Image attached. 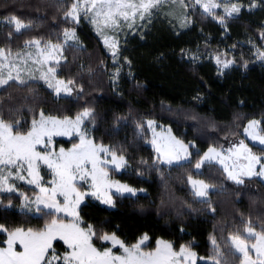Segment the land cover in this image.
Here are the masks:
<instances>
[{
	"label": "trees",
	"instance_id": "obj_1",
	"mask_svg": "<svg viewBox=\"0 0 264 264\" xmlns=\"http://www.w3.org/2000/svg\"><path fill=\"white\" fill-rule=\"evenodd\" d=\"M241 2L244 10L238 17L229 19L226 28L211 15H202L198 9L191 8L192 23L181 30L165 20L152 21L146 30L128 36L120 43L119 60L123 67L114 86L111 74L119 65L111 62L99 37L82 21L73 25L64 20L63 12L67 8L60 6L70 5L72 0H0V18L14 13L33 22L30 30L14 34L10 41L6 33L11 29L2 25L0 44L4 47L16 49L32 37L60 43L63 28L73 26L85 45L82 50L66 46L68 64L59 72L60 77H75L78 84H83L82 95L57 97L39 81L28 86L33 89L31 93L28 88L17 89L13 85L0 90V111L5 119L23 115L27 119L24 128H27L34 114L36 119L39 117L41 109L47 115L74 117L84 106L93 107L97 114L92 127L96 141L126 149L129 168L121 173L111 171V175L145 190L136 196H114V207L88 199L81 209L86 221L109 232L117 231L118 226L117 235L128 243H135L147 233L150 239L146 249L155 247L157 238L174 241L177 248L194 240V251L205 258L212 252L211 236L226 250L224 238L229 232L240 228L243 234L241 215L245 221L251 219L260 231L259 223L264 221L262 180L255 177L237 185L214 163L205 164L199 172L194 169L196 160L209 147L225 146L242 137L249 119L264 118V60L256 54V49L264 48L261 38L264 0H257L258 6L251 10L247 7L250 0ZM218 52L227 54L222 59L236 61L222 73L214 58ZM192 53L199 56L195 62L189 58ZM124 56L132 61L131 69L124 62ZM244 61H248L246 67ZM89 67L93 69L91 74L87 71ZM117 116L127 117V122L118 124ZM147 119L169 125L185 142H195L191 163L171 167L161 164L158 170L151 167L156 153L149 143L146 125L143 137L134 131L135 120ZM76 142L75 138L57 139L56 147L70 148ZM141 159L148 164H141ZM190 174L217 186V190L209 192L214 213L207 204L192 196L187 182ZM20 187L31 194L36 192L23 184ZM9 199L13 207L5 209L3 204ZM0 200L3 201L0 223L9 229L41 228L51 219V216L38 217L18 209L21 195L17 193L1 194ZM4 240L6 234L0 232V241ZM95 243L101 246L100 241ZM55 246L64 251L60 241ZM103 246L109 245L103 243ZM225 254L228 255L226 251ZM229 259L240 264L237 257L229 256ZM197 264H211V261Z\"/></svg>",
	"mask_w": 264,
	"mask_h": 264
},
{
	"label": "snow or ice",
	"instance_id": "obj_2",
	"mask_svg": "<svg viewBox=\"0 0 264 264\" xmlns=\"http://www.w3.org/2000/svg\"><path fill=\"white\" fill-rule=\"evenodd\" d=\"M164 2L165 0H72L70 5L60 7L67 8L63 12L66 22L78 25L83 16L95 25L105 46L112 53L114 64L119 65L111 74V81L115 86L123 67L119 60V40L106 32L119 31L122 20L128 22L129 28L133 27L137 18L141 21L150 20L154 11ZM257 6V0H250L247 7L251 10ZM177 7L180 9L179 14L176 12ZM196 7L203 9L202 15H211L226 28L228 20L238 17L245 5L241 0H225L223 3H218L217 0H193L192 4L186 0H170L167 15L179 20L180 27L184 28L192 23L186 10ZM217 9H222L223 15H217ZM0 21L11 29L6 33L9 41L14 34H22L33 27L31 20L25 21L14 13L0 18ZM62 37V43H53L50 39L45 42L43 38L37 37L25 40L24 48H35V54L19 50L13 57L10 46L0 47V90H7L15 85L17 89L28 88L31 93L33 89L28 86L42 80L57 97L62 93L71 97L74 91L78 97L82 95L83 84H78L75 77L61 78L59 72L63 65L68 64L66 46L82 50L85 45L77 35L75 26L63 28ZM261 38L264 39V32L261 33ZM181 51L185 53V50ZM222 55L227 54L218 52L214 57L221 73L236 62L234 59H222ZM257 55L264 60V48H258ZM189 58L195 62L199 56L192 53ZM123 59L131 69L132 61L127 56ZM243 63L246 67L248 61ZM100 64L103 65L104 61L101 60ZM80 67L83 69L84 65L81 64ZM87 71L91 74L93 69L89 67ZM128 74L131 76V71ZM96 116V111L91 106H84L74 118L67 115H45L41 109L39 119L34 114L30 126L24 128L27 119L23 115L5 119L4 113L0 111V193H20L23 198L21 211L38 217L51 216L41 228L17 226L9 229L0 223V232L7 236L6 240L0 241L3 245L0 246V264H197L198 260L204 259L211 261V264H234L229 256L239 258L240 264H264V221L259 223L260 231H257L254 222L251 219L245 221L242 215L243 234L240 228L229 232L224 238L226 250L221 248L215 236H211L212 252L207 258L199 257L194 251V240L181 243L177 249L174 241L157 238L155 247L146 250L145 241L150 239L147 233H143L135 243H128L117 235L118 226L117 231L109 232L86 221L81 215L86 197H96L101 203L114 207V196H123L124 193L135 196L137 192L145 191L110 178L109 169L115 171L129 167L126 149L122 145L117 147L102 141L98 143L95 137L89 135L90 130L84 125L90 123L95 126ZM192 118L195 119V116ZM115 120L118 124L126 123L127 117L117 116ZM134 124L135 134L143 137L145 122L135 120ZM146 125L153 132L151 144L157 153L151 167L158 170L161 164L171 167L191 163L189 146L193 142L185 143L177 139L171 135V129H168L167 137L158 139L155 121L149 119ZM73 133L79 137V142L74 143L71 148L60 147L58 152L51 148L55 136H72ZM244 133L255 142L253 146L259 148L258 152L253 151V147L244 140L231 145L227 149V156L223 155V150L209 147L196 160L194 169L199 172L202 165L218 161L223 165L227 179L237 185H243L246 179L264 177V118L249 119ZM140 163L147 165L148 161L141 159ZM41 164L51 170V181H43ZM25 180L28 185L39 189L34 201L27 193L21 192L15 183ZM187 182L191 185L192 196L207 204L214 213L209 192L217 190V186L203 179H195L191 174L188 175ZM0 204H3L2 200ZM3 206L5 209L13 207L12 200L9 199ZM188 207L191 208V205ZM58 241L66 246L62 252L55 246ZM95 241H100L101 246L97 247ZM104 242H111L113 247H104ZM115 246H118L116 250Z\"/></svg>",
	"mask_w": 264,
	"mask_h": 264
},
{
	"label": "rangeland",
	"instance_id": "obj_3",
	"mask_svg": "<svg viewBox=\"0 0 264 264\" xmlns=\"http://www.w3.org/2000/svg\"><path fill=\"white\" fill-rule=\"evenodd\" d=\"M186 2L189 3V4H192V3H193V0H186ZM217 2H218V3H223V2H225V0H217ZM195 9H198L199 11L203 12V9H202V8L196 7ZM169 11H170V0H165V2L161 5V7H160L159 9H157V10L154 11L153 16H152V18H151L150 20H149V19H145V20L141 21L139 18H137L136 21L133 23V27H132V28H129V27H128V22H124V21L122 20L121 27H120L119 31H117V32L114 33V32H112V31L109 30V31L106 32V34L109 35V36H113V35H115L116 37H118V40H119V49H120V43L122 42V40L126 39V38H127L128 36H130V35H134V34H137V33L141 32V30H142V31H143V30H146L147 27H148V25H149L152 21H162V20H165L166 22H170V23H172L173 26H175V27L177 28L176 30H181V29H183V28L180 27V21H179V20L175 19L173 16H169V15H167V13H168ZM186 11H187V15H188L189 17H191V19H192V16H191V8L187 9ZM176 12H177V14L180 13V9H179L178 7L176 8ZM217 13L223 15V11H222V9H217ZM80 21H82V22H84L85 24H87V25L92 29L93 33L96 34L97 37H99V39L101 40V43L103 44V46H104V48H105V51H106L107 54L110 55L111 58H112V61H111V62L114 64L113 57H112V53H111V51L105 46V44H104V42H103V37H102V36L96 31L95 25H93V24L91 23L90 20L83 18V16H82V18H81ZM2 25H4V23H3L2 21H0V27H1ZM189 25H190V24H189ZM184 28H185V27H184ZM77 35H78V32H77ZM78 36H79V35H78ZM61 41L63 42V37L61 38ZM45 42H47V41H45ZM52 42H53V43H57V42H54V41H52ZM62 42H60V43H62ZM42 46H43V45H42ZM0 47H4V46H3L2 44H0ZM8 47H9V46H8ZM19 50H23V52H25V53H27V52H32L33 54H35V51H36L35 48H27V49L24 48V43H23L20 47H18V48H16V49L11 47L12 56L15 57L16 54H17V52H18ZM256 54H257V49H256ZM113 72H114V70H113ZM38 75H39V73H37V76H38ZM61 78H62V77H61ZM39 82L42 83L44 86L47 87V85H45L44 82H43L42 80L39 81ZM52 91H53V90H52ZM75 94H77L76 91H74V92L72 93V95H75ZM63 95H66V94H63V93H62L60 96H63ZM45 115H47V114H45ZM74 117H75V116H74ZM74 117H73V118H74ZM37 119H39V117H38ZM147 120H149V119H147ZM147 120H146V121H147ZM150 120H154V121H155V125H156V126H155V131H156V133L158 134V139H160L161 137H167V135H168V129H171L170 126H169V125H163V124H161L160 122H158L156 119H150ZM258 120H259V119H258ZM146 121H145V125H146ZM246 126H247V123H246L245 127H246ZM84 127L87 128V129H89V130H90V131H89V135H90V136H93V133H92V127H93V125L90 124V123H86V124L84 125ZM146 128H147V125H146ZM147 130H148V132H149V136H150L149 143H150V145L152 146V144H151V140H152V137H153V132H152V130L149 129V128H147ZM171 135H172V136H175L177 139H180V138H178V137L174 134V132L172 131V129H171ZM71 138H75L76 141H77L76 143L79 142V137H78L75 133H73L72 136H55V137L53 138V143H52V145H51V148L58 152L59 149H60V147H56V140H57V139H71ZM180 140H182V139H180ZM240 140H244L245 143L249 144L250 147H252V146L255 144V142L251 141V138L248 137L246 133H244V128H243V130H242V137H238V138H236L235 140H232V141L228 142L225 146H221V147H215V146H212V147L216 148L217 150H223V155L227 156V155H228V153H227V149H228L231 145H233V144H235V143H238ZM183 141H184V140H183ZM184 142H185V141H184ZM189 142H192V141H189ZM189 142H185V143H189ZM98 143H99V142H98ZM41 147H42V146H41ZM152 147H153V146H152ZM70 148H71V147H70ZM65 149H68V148H65ZM153 149H154V148H153ZM154 150H155V149H154ZM193 150L196 151V144H195V142H193V144H191V145L189 146V152L192 153ZM207 150H208V149H207ZM207 150H206V151H207ZM206 151H205V152H206ZM253 151H254V150H253ZM155 153H156V151H155ZM203 154H204V153H203ZM203 154H202V155H203ZM156 155H157V153H156ZM202 155H201V156H202ZM191 158H192V155H191L190 159H191ZM158 162H159V161H158ZM159 163H160V162H159ZM212 163L217 164L219 167H221V168L223 169V165L219 164L218 161H213ZM206 164H207V163H206ZM163 165H166V164H163ZM204 165H205V164H204ZM204 165H202V168H203ZM128 168H129V167H128ZM128 168H126V169H121V170H115V171L118 172V173H121V172L127 170ZM111 171H113V170H112V169H109V172H110V178H111L112 180H119V181H121V180L118 179L117 177L112 176V175H111ZM40 174H41V176H42L44 182H49V181H51V179H52L51 170L48 169L46 165L41 164V166H40ZM25 175H26V173H25ZM193 178H195V179H200V178H197V177H193ZM258 178L264 182V177H258ZM121 182H122V183H125V182H123V181H121ZM15 183H16L17 186L20 188L21 192H23V193H27L28 196H29L33 201L35 200V196L39 193V189H38V188H36L34 185H31V186L28 185L26 180H25V181H15ZM21 184L25 185L26 187L33 188V189H34V192H35V191H36V192L33 193V194L28 193V192H25L24 190L21 189V187H20ZM46 186H50V185L46 184ZM130 186H131V185H130ZM132 187H133V188H136V187H134V186H132ZM190 188H191V185H190ZM136 189H140V188H136ZM82 190H83V189H82ZM141 193H145V192H144V191H139V192H137L136 195L141 194ZM1 194H3V193H0V195H1ZM17 194L20 195V193H17ZM123 195H126V196H127V195H128V196H133V195H131V194H129V193H124ZM136 195H135V196H136ZM58 199H59V198H58ZM88 199H92V200H94V201L99 202V203L102 204V205H105V204L101 203L100 200H98L96 197H93V196L86 197L84 203H85ZM20 201H21L20 205L17 206L18 209H20V206H21V204H22V202H23V198H22V197H21V200H20ZM105 206L113 207V206H109V205H105ZM32 208H33V211H34V209H35V204H34V203L32 204ZM6 239H7V236H6ZM252 242H254V241H252ZM61 243H62V242H61ZM148 243H149V241H145V246H146ZM104 244H108V245H109L108 247H113V245L111 244V242H104ZM62 245H63V243H62ZM63 246H64V245H63ZM64 247H66V246H64ZM116 248H118V246H115V247H114V250H116ZM177 249H178V248H177ZM146 250H147V249H146ZM253 258H255V257H254V254H253ZM198 261H208V260H207V259H204V260H198ZM198 261H197V263H198Z\"/></svg>",
	"mask_w": 264,
	"mask_h": 264
}]
</instances>
